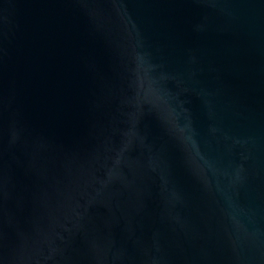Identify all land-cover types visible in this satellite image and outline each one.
Instances as JSON below:
<instances>
[{"label":"water","instance_id":"water-1","mask_svg":"<svg viewBox=\"0 0 264 264\" xmlns=\"http://www.w3.org/2000/svg\"><path fill=\"white\" fill-rule=\"evenodd\" d=\"M0 264H264V0H0Z\"/></svg>","mask_w":264,"mask_h":264}]
</instances>
